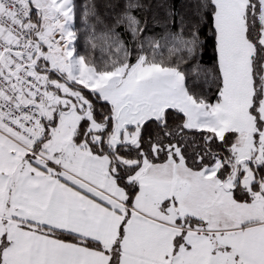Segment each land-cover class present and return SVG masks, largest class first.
Here are the masks:
<instances>
[{
	"label": "snow or ice",
	"instance_id": "1",
	"mask_svg": "<svg viewBox=\"0 0 264 264\" xmlns=\"http://www.w3.org/2000/svg\"><path fill=\"white\" fill-rule=\"evenodd\" d=\"M0 264H264V0H0Z\"/></svg>",
	"mask_w": 264,
	"mask_h": 264
}]
</instances>
